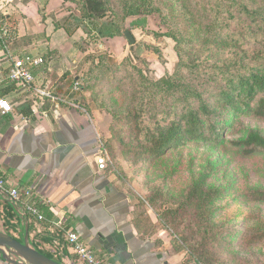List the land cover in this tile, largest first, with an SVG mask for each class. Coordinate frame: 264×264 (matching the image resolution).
Masks as SVG:
<instances>
[{"label": "rangeland", "instance_id": "374dc122", "mask_svg": "<svg viewBox=\"0 0 264 264\" xmlns=\"http://www.w3.org/2000/svg\"><path fill=\"white\" fill-rule=\"evenodd\" d=\"M94 1L100 4L103 15L97 18L95 13L82 22L89 29L94 23L103 31L90 37V50L83 48L86 54L83 65L76 68V92L83 90L86 95L75 102L87 109L86 114L88 110L98 112L87 115L101 129L98 158L104 160L103 168L132 198L135 212L151 218L153 230L162 231L172 249L183 254V261L264 264V200L258 197V192H264V148L245 153L232 143L249 131L264 137V118L239 113L230 129L221 134L224 142L187 141L154 157L150 150L159 140L151 138H158L159 125L173 115H168V106L160 97L162 90L155 91L149 82L177 75V71L206 72L210 81L221 82L230 76H249L255 69L264 71V0H247L252 10L256 6L259 10L251 16L242 9L239 15L238 6L230 0L233 7L229 14L233 16L227 19L231 28L238 23L241 27L238 33L222 38L212 36L214 32L196 35L206 15L178 16L175 10L179 0H157L155 6L160 12H139L126 18H122L124 0ZM217 2L212 0L208 8L213 10ZM76 10L82 15L75 3ZM171 20L172 24L176 20L181 32L183 42L178 48L166 35V22ZM107 27L115 30L113 35ZM125 30H130L133 42L126 38ZM84 42L79 44L83 47ZM45 86L50 91L47 84L39 87ZM254 93L252 104L259 96L264 97V91ZM153 100L163 104L154 108ZM230 116L228 111L220 120ZM219 118L212 116L211 121ZM215 122L214 127L204 126L207 134L219 127ZM236 230L239 236L243 233L241 240L238 235L230 239ZM7 256L15 259L12 254Z\"/></svg>", "mask_w": 264, "mask_h": 264}, {"label": "crops", "instance_id": "0c3cea01", "mask_svg": "<svg viewBox=\"0 0 264 264\" xmlns=\"http://www.w3.org/2000/svg\"><path fill=\"white\" fill-rule=\"evenodd\" d=\"M42 1L0 0V14L11 32L0 40V98L11 107L0 111V176L7 186L27 193L23 197L34 202L41 216H12L0 193V231L20 241L26 236L31 246L60 264H83L66 242L67 230L77 232L107 264H195L183 261L169 238L153 230V220L135 212L132 198L99 167L101 129L87 115L98 112L86 114L75 102L86 95L76 92V68L84 63L83 48L90 50V44H79L87 25L72 0H47L39 12ZM65 26L73 29L70 35ZM42 34L48 38L41 39ZM37 36V42L28 41ZM42 52L47 57L33 73L36 86H49L46 97L7 79L12 60ZM0 264L12 263L0 252Z\"/></svg>", "mask_w": 264, "mask_h": 264}, {"label": "trees", "instance_id": "16d2710c", "mask_svg": "<svg viewBox=\"0 0 264 264\" xmlns=\"http://www.w3.org/2000/svg\"><path fill=\"white\" fill-rule=\"evenodd\" d=\"M46 1L47 0L39 2V12L43 11ZM72 1L81 8L83 19L93 18L95 13H97V18H100V16L103 15V12L100 11V4L94 0H78L80 4L75 0ZM109 1L110 0H103L105 3ZM229 1L230 0H218L216 7L212 10V8H208L209 3L212 2V0L210 2H201L199 0L189 2L179 0L176 5L178 10L176 9L175 12L178 16L182 14L185 18H188V15L191 17L196 16L198 18V15L201 13L205 14L206 17L205 20L201 22V26L199 22L197 24V26H200L201 28L196 35L201 34V31L214 32L212 36L216 35L218 38H222L224 36L226 37L229 33H238L241 27L240 23H238L231 28V24L227 19L233 16V14H229L230 9L233 7L231 2L238 6V13L239 9H242L246 15L250 16L258 14L259 12L257 6L252 10L251 6L247 5V0ZM156 2L157 0H124L122 6L126 11L122 18H126L131 14L139 12L148 14L151 11H159L160 8L155 6ZM148 4L149 6H147ZM239 15L241 14L239 13ZM4 18L5 17L0 14V40H5L7 36L11 35L10 30L6 28L3 22ZM172 21L173 20L166 22V35L170 36L176 42V46L179 44L180 47L183 41L181 40L179 25L176 20L174 24H172ZM262 25H264V22H262ZM76 27L77 25L73 29ZM64 28L69 35L73 32V29H71L70 26H65ZM92 30H96V32H91ZM84 31L87 35L84 39V43L87 44L91 42L90 37L95 38L96 36H100L103 29L93 23L92 29L85 26ZM107 31H109V35H113L115 32L114 29L109 27H107ZM38 37L39 36L28 37V41L37 42ZM40 38L47 39L48 37L42 34ZM38 55L44 62L47 57L45 52ZM182 72L177 71V75L170 74L157 82L149 81L150 84L153 85L155 91L162 90V92H159L161 95L160 97L163 99V103L168 106V115H173L171 120L164 122L163 125H159L160 127L158 128L157 134L158 138H151V140H159H157L158 143L150 150L154 157H160L172 146H177L187 141L214 140L215 142H218L219 140L224 142V139L220 140L221 134L224 130L230 129L232 121L239 113L251 114L264 118V97L259 96L256 100V104H252V101L254 100V92L264 91V71L255 69L249 74V76H230L222 82L221 80L210 81L211 77L207 76L206 72L197 71L192 73V70H189V74L188 71L187 73ZM146 80L147 78L144 77L143 81ZM159 86L161 87L159 88ZM163 103L161 100L158 102L153 100L152 107L158 109L159 105ZM228 111L231 112L230 118L227 120L225 118L220 120L221 115H224ZM212 116H218L220 118L215 122L211 121ZM212 122L217 123L219 127H216V129L214 128L212 134H207L205 132L206 130H204V126H213ZM232 143L238 148L245 149V153H252L255 148H264V137L261 136L258 131H249L243 139L235 140ZM258 197L260 200H264V192H258ZM10 210L11 215L17 217L15 210L11 206ZM29 216L27 215V218ZM238 232L239 230L234 231L230 235V239L238 237ZM7 233L20 240L11 232ZM242 236L243 233L239 236L238 240H241Z\"/></svg>", "mask_w": 264, "mask_h": 264}, {"label": "built area", "instance_id": "2783aa9c", "mask_svg": "<svg viewBox=\"0 0 264 264\" xmlns=\"http://www.w3.org/2000/svg\"><path fill=\"white\" fill-rule=\"evenodd\" d=\"M43 62L39 55L24 54L21 57H17L12 60L8 71L7 79L17 86H25L34 91L39 96H49L48 87L40 88L35 85L36 77L34 75V69L41 65ZM11 109L7 100L0 98V111L7 112ZM100 168L104 167V160L102 158L97 159ZM0 193L6 198L8 203L13 207L15 212L22 217L27 214H36L39 216L38 209L34 202H29L23 197L27 193L22 192L17 187L7 186L6 181L0 176ZM65 239L69 246L72 248L74 254L82 261L83 264H107L97 255H95L93 249L85 243L79 236V234L72 230H67L65 233Z\"/></svg>", "mask_w": 264, "mask_h": 264}, {"label": "water", "instance_id": "95a60500", "mask_svg": "<svg viewBox=\"0 0 264 264\" xmlns=\"http://www.w3.org/2000/svg\"><path fill=\"white\" fill-rule=\"evenodd\" d=\"M124 34L129 42H133V37L128 30H125ZM4 251L12 254L15 259L7 257ZM0 252L1 256L12 264H60L31 246L26 236L20 241L4 231H0ZM17 259H20V261H17Z\"/></svg>", "mask_w": 264, "mask_h": 264}]
</instances>
